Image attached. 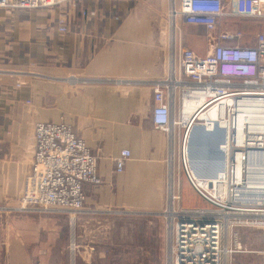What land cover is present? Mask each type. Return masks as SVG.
Segmentation results:
<instances>
[{
	"label": "crops",
	"instance_id": "1",
	"mask_svg": "<svg viewBox=\"0 0 264 264\" xmlns=\"http://www.w3.org/2000/svg\"><path fill=\"white\" fill-rule=\"evenodd\" d=\"M170 1L81 0L53 8L0 10L2 204L19 203L32 172L36 126L53 123L70 126L98 157L101 183L85 186V210L158 215L173 190L180 193L183 208L205 206L181 166L187 127L164 132L152 120L154 85L171 75L181 49L200 57L212 49L206 28L181 20L178 29L171 27ZM71 78L88 83L72 84ZM172 117L181 118L179 97ZM216 137L200 133L196 149L209 154ZM125 149L131 158L118 173L115 158ZM183 179L200 205H184ZM58 216L0 213V264H53L54 245L68 238L66 221ZM164 244L169 264L167 230Z\"/></svg>",
	"mask_w": 264,
	"mask_h": 264
},
{
	"label": "built area",
	"instance_id": "2",
	"mask_svg": "<svg viewBox=\"0 0 264 264\" xmlns=\"http://www.w3.org/2000/svg\"><path fill=\"white\" fill-rule=\"evenodd\" d=\"M81 0H0V10L15 12L71 5ZM264 20V0H171L168 23L178 29V20L206 28L211 50L200 57L182 48L171 75L154 85L155 127L170 132L184 126L181 166L203 207L185 209L181 195L169 194L160 213L167 223L169 259L172 264H228L234 254L244 253L240 230L259 229L264 239V28L250 44L242 33L219 32L225 20ZM61 27V32H66ZM243 87L235 88L236 82ZM72 84H84L77 78ZM179 97L180 117H172V104ZM203 101L184 124L185 100ZM202 115L205 116L202 119ZM217 134L224 157L216 176L200 175L189 158V140L194 127ZM131 158L128 149L115 158L121 173ZM172 161V159H171ZM98 157L66 124L39 123L32 172L19 203L5 211L78 215L85 209L88 184L101 183ZM215 175V174H214ZM264 264V249L261 253ZM171 264V263H170Z\"/></svg>",
	"mask_w": 264,
	"mask_h": 264
},
{
	"label": "rangeland",
	"instance_id": "3",
	"mask_svg": "<svg viewBox=\"0 0 264 264\" xmlns=\"http://www.w3.org/2000/svg\"><path fill=\"white\" fill-rule=\"evenodd\" d=\"M222 23L216 34L239 31L244 43L252 42L264 25L263 20L242 17ZM182 185L184 205H200L192 193L194 189L191 190L184 179ZM58 218L66 221L68 238L54 245L53 264H166L167 223L160 214L92 213L84 209L78 215H59ZM240 242L244 253L234 254L228 264H263L261 230L241 229Z\"/></svg>",
	"mask_w": 264,
	"mask_h": 264
},
{
	"label": "water",
	"instance_id": "4",
	"mask_svg": "<svg viewBox=\"0 0 264 264\" xmlns=\"http://www.w3.org/2000/svg\"><path fill=\"white\" fill-rule=\"evenodd\" d=\"M211 136L210 133L202 126L194 127L189 140V158L193 168L200 175H214L216 170L223 166L224 157L222 156L219 146L223 142L220 140L216 145H210L211 152L207 156L201 155V151L197 150L195 136L199 134Z\"/></svg>",
	"mask_w": 264,
	"mask_h": 264
},
{
	"label": "bare ground",
	"instance_id": "5",
	"mask_svg": "<svg viewBox=\"0 0 264 264\" xmlns=\"http://www.w3.org/2000/svg\"><path fill=\"white\" fill-rule=\"evenodd\" d=\"M203 99L204 98H202V99H200V100H197V101H194V100H190V99H186L185 100V111H186V115L185 116H183V118H184V121L182 122V123H184V124H188L189 123V118H190V115H191V113H193L194 111V109L196 108V106H198L200 103H201V101H203ZM202 119H204L205 118V116L204 115H202V117H201ZM204 149V148H203ZM201 155H203V156H207V154L206 153H204V152H202L201 151ZM222 170H223V167L221 166L220 168H218L217 170H216V173H215V175H213V176H216L217 174H219L220 172H222Z\"/></svg>",
	"mask_w": 264,
	"mask_h": 264
}]
</instances>
